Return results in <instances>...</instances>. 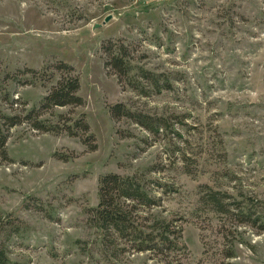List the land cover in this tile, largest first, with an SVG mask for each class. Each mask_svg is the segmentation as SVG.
Masks as SVG:
<instances>
[{
    "label": "rangeland",
    "instance_id": "obj_1",
    "mask_svg": "<svg viewBox=\"0 0 264 264\" xmlns=\"http://www.w3.org/2000/svg\"><path fill=\"white\" fill-rule=\"evenodd\" d=\"M106 38L123 39L138 62L167 72L172 88L149 97L122 89L102 64ZM55 59L72 65L84 101L39 117L82 112L95 146L26 122L9 128L8 159L0 161L6 264H220L227 239L235 264H264V232L239 225L227 237L214 234L218 218L199 199L204 183L238 200L264 197V0H0V112L36 105L54 76L25 83L33 75L21 71ZM117 100L178 121L154 138L109 116L107 104ZM109 171L144 173L161 196L148 211L182 226L176 259L100 238L85 208Z\"/></svg>",
    "mask_w": 264,
    "mask_h": 264
},
{
    "label": "trees",
    "instance_id": "obj_2",
    "mask_svg": "<svg viewBox=\"0 0 264 264\" xmlns=\"http://www.w3.org/2000/svg\"><path fill=\"white\" fill-rule=\"evenodd\" d=\"M133 49L121 38H106L99 45L103 67L107 73L115 75L122 89L129 88L136 95L143 97L171 89L173 82L169 74L155 71L138 62L132 54ZM21 72L33 75L32 79L24 78L22 81L25 83H33L38 79L41 85H45V81H49L51 76H54V80L49 82L36 105L22 109L19 113L0 112V161L8 159L5 141L9 128L21 122H26L30 128L39 132L64 131L68 135H77L82 143L92 149L95 146L93 134L89 131V125L82 112L75 117L68 114L69 110L66 113L58 112L52 121L39 117L42 112L53 106L74 107L83 103L82 96L77 92L79 82L72 65L55 59L44 65L41 70L23 67ZM11 101L15 103L16 99ZM107 111L112 119L127 118L140 125L154 138L173 131V122L178 121H173L172 116L140 109L128 101L121 100L108 103ZM151 169L153 166L147 168ZM148 182L143 172L101 173L97 181V202L86 207L85 213L91 225L99 230L101 239L119 237L127 248L155 252L170 262L177 258V252L185 248L181 240L182 226L175 222L173 216L148 211L161 204V196L150 190ZM201 187L204 189L199 192L200 201L206 206L208 213L218 218L214 224V234L227 237L228 234L238 232L239 225H249L254 227L256 232H264V197L238 200L229 192L215 189L207 183L201 184ZM7 222L12 221L8 219ZM232 241L224 240L222 247L218 249L220 264H235L231 260L236 256ZM7 262L4 246L0 245V264Z\"/></svg>",
    "mask_w": 264,
    "mask_h": 264
},
{
    "label": "water",
    "instance_id": "obj_3",
    "mask_svg": "<svg viewBox=\"0 0 264 264\" xmlns=\"http://www.w3.org/2000/svg\"><path fill=\"white\" fill-rule=\"evenodd\" d=\"M109 17H110V14L105 15L103 18V21H106ZM98 25H99V23H95L93 26L96 27Z\"/></svg>",
    "mask_w": 264,
    "mask_h": 264
}]
</instances>
